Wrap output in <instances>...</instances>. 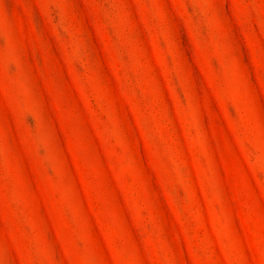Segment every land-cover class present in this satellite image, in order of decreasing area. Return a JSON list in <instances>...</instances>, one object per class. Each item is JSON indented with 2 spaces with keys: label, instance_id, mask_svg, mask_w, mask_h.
I'll use <instances>...</instances> for the list:
<instances>
[{
  "label": "rangeland",
  "instance_id": "1",
  "mask_svg": "<svg viewBox=\"0 0 264 264\" xmlns=\"http://www.w3.org/2000/svg\"><path fill=\"white\" fill-rule=\"evenodd\" d=\"M0 264H264V0H0Z\"/></svg>",
  "mask_w": 264,
  "mask_h": 264
}]
</instances>
